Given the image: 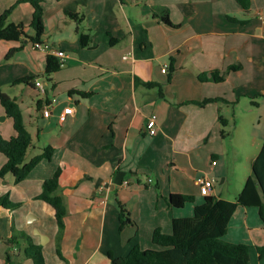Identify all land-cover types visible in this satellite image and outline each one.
<instances>
[{
	"label": "crops",
	"instance_id": "1",
	"mask_svg": "<svg viewBox=\"0 0 264 264\" xmlns=\"http://www.w3.org/2000/svg\"><path fill=\"white\" fill-rule=\"evenodd\" d=\"M19 2L0 0V16L11 10L8 23L24 24L27 36L10 59L8 52L21 42L0 41V89L21 107L34 139L29 158L47 146L54 154L19 184L11 175L0 178V197L19 204L0 207V264H34L20 247L5 245L13 230L42 246L46 264H112L109 254L122 258L136 245L156 249V229L171 233L174 219L193 214L188 204H203L199 178L227 181L220 117L233 135L237 125L250 126V164L258 156L264 142V0H251L248 11L236 0H44L41 43L65 52L50 82L44 77L48 53L32 49L33 7ZM81 32L92 37L88 48ZM216 71L222 83L214 82ZM27 76L43 82L45 93L34 81L14 84ZM144 83L162 85L164 98ZM214 98L227 103L198 104ZM47 106L49 117L43 115ZM67 108L72 113L61 121ZM150 119L155 136L147 133ZM15 135L0 102V137ZM6 162L0 153V170ZM58 169L68 211L60 238L54 210L38 199ZM216 183L211 195L233 201ZM171 194L195 201L173 208ZM121 205L132 221L123 230ZM225 237L251 247V264H264L256 249L264 247L258 208L237 209Z\"/></svg>",
	"mask_w": 264,
	"mask_h": 264
},
{
	"label": "trees",
	"instance_id": "2",
	"mask_svg": "<svg viewBox=\"0 0 264 264\" xmlns=\"http://www.w3.org/2000/svg\"><path fill=\"white\" fill-rule=\"evenodd\" d=\"M124 2L125 0H120ZM237 3L248 11L251 7V0H236ZM19 3H30L33 7V20L31 27L35 31V38L32 43H41V37L45 33L43 21L44 0H20ZM11 10L5 11L0 16V41L21 42V45L11 49L7 54V59L23 49L24 40L27 37L25 25L22 23H8ZM68 16L75 20H82L78 14L68 13ZM80 43L82 47L88 48L92 44V37L86 33H80ZM117 41L111 40V45ZM61 63L58 58L52 55L47 56V65L44 73L45 80L50 82V77L60 69ZM169 74V80L172 72ZM215 83H222L224 75L219 71L213 72ZM36 79L31 76L21 78L14 84H32ZM139 83H143L137 80ZM149 88H158L160 97L164 98L162 85L155 83H144ZM75 92H71L74 94ZM86 95V94H81ZM0 102L5 109L7 117L13 120L16 135L11 139L0 137V153L4 154L7 162L0 170V178L4 179L11 175L16 184L23 182L42 161L50 160L53 157L54 149L51 146L45 147L42 152L29 158V150L33 146V136L28 125L25 123L23 112L16 99L10 97L0 89ZM210 102L227 103L222 98L207 99L200 103L204 106ZM222 124V137L230 136L226 130L228 120L220 117ZM252 174L244 183L242 191L235 200L229 201L223 198L209 195L205 196L201 205L194 207L192 217L176 218L173 220V230L171 233H164L161 229H156L152 236V242L156 249H143L141 246H134L129 254L122 258H115L109 254L112 264H251V247L244 243H231L225 240L229 230L230 221L239 208L256 207L264 219V142L256 159L251 164ZM61 169H58L53 177L44 182L39 200L52 207L58 226V238L61 237L65 229V217L68 214L66 203L60 194L59 179ZM194 196L171 194L168 204L173 208H183L188 203H194ZM0 207L15 209L19 204L11 202L9 195L0 197ZM120 230L132 224L129 212L120 206ZM4 243L9 249L21 248L22 257L30 259L34 264H46L43 255V248L36 244L32 236L25 232L13 230L11 237L4 239ZM24 248H23V247ZM257 252L264 260V247H256ZM57 253L61 256L60 248L57 246ZM6 262L11 263V256L8 253Z\"/></svg>",
	"mask_w": 264,
	"mask_h": 264
},
{
	"label": "rangeland",
	"instance_id": "3",
	"mask_svg": "<svg viewBox=\"0 0 264 264\" xmlns=\"http://www.w3.org/2000/svg\"><path fill=\"white\" fill-rule=\"evenodd\" d=\"M228 115V114H226ZM232 133L235 131L233 125L229 128ZM238 132V133H237ZM237 132L226 137V177L227 181L222 184V176L217 178V187L223 186L224 197L235 200L242 191L246 179L252 174L251 164V136L250 126L237 125ZM30 151V150H29ZM188 207H195L194 204H188ZM187 209H183L186 213ZM193 214L191 215V217ZM226 238V237H225Z\"/></svg>",
	"mask_w": 264,
	"mask_h": 264
},
{
	"label": "built area",
	"instance_id": "4",
	"mask_svg": "<svg viewBox=\"0 0 264 264\" xmlns=\"http://www.w3.org/2000/svg\"><path fill=\"white\" fill-rule=\"evenodd\" d=\"M263 22H264V17H263ZM32 49L36 50V51H43L45 50L48 55H52L55 56L57 58H64L65 57V52H63L62 50H58V49H54L51 47H48L47 45H44L42 43H33L32 44ZM167 65L164 66V68L162 69L163 73H166L167 71ZM34 84L37 88L40 89L41 92L45 93V86L43 84V82L39 81L38 79H36L34 81ZM50 112H51V108L50 106H47L44 110H43V115L45 117H49L50 116ZM72 113V108H67L65 109L64 114L61 116V121H65L66 116L68 114ZM147 133L151 136H155L157 134V125L154 119H150L147 123ZM216 161L212 162V166L216 165ZM151 181V180H149ZM198 186H199V190H200V194L202 196H209L211 195L213 188L215 186L216 180L210 177H201L198 179L197 181ZM127 184V183H126Z\"/></svg>",
	"mask_w": 264,
	"mask_h": 264
}]
</instances>
